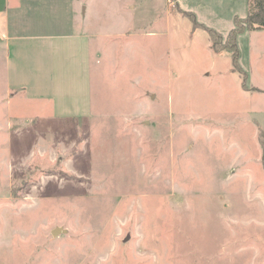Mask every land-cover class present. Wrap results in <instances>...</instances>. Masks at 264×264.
I'll list each match as a JSON object with an SVG mask.
<instances>
[{"label":"rangeland","instance_id":"rangeland-1","mask_svg":"<svg viewBox=\"0 0 264 264\" xmlns=\"http://www.w3.org/2000/svg\"><path fill=\"white\" fill-rule=\"evenodd\" d=\"M81 1L90 115L0 75V264H264V28L244 76L178 8L227 37L250 0Z\"/></svg>","mask_w":264,"mask_h":264},{"label":"crops","instance_id":"crops-1","mask_svg":"<svg viewBox=\"0 0 264 264\" xmlns=\"http://www.w3.org/2000/svg\"><path fill=\"white\" fill-rule=\"evenodd\" d=\"M65 1L68 25L88 8L83 1L0 0V75L7 97L48 100L54 116L83 117L92 111L93 35L55 29L65 25L57 15Z\"/></svg>","mask_w":264,"mask_h":264},{"label":"trees","instance_id":"trees-1","mask_svg":"<svg viewBox=\"0 0 264 264\" xmlns=\"http://www.w3.org/2000/svg\"><path fill=\"white\" fill-rule=\"evenodd\" d=\"M250 4L251 8L247 16L235 17L234 26L227 37H224L218 30L207 27L204 23L199 22L192 11L183 10L178 6L185 15L192 18L196 27H205L208 29L212 41V47L215 51L220 52L226 50L232 53L235 69L240 71L244 76L246 74L245 70L239 62L238 36L248 29L264 28V0H250Z\"/></svg>","mask_w":264,"mask_h":264},{"label":"water","instance_id":"water-1","mask_svg":"<svg viewBox=\"0 0 264 264\" xmlns=\"http://www.w3.org/2000/svg\"><path fill=\"white\" fill-rule=\"evenodd\" d=\"M65 231V229H63V228H61V227H57V228H55L54 230H53V234H57L58 232H60V231Z\"/></svg>","mask_w":264,"mask_h":264}]
</instances>
